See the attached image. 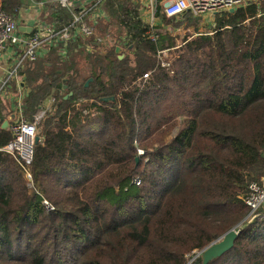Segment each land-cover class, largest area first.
Listing matches in <instances>:
<instances>
[{
    "label": "trees",
    "instance_id": "1",
    "mask_svg": "<svg viewBox=\"0 0 264 264\" xmlns=\"http://www.w3.org/2000/svg\"><path fill=\"white\" fill-rule=\"evenodd\" d=\"M35 1L59 27L72 21L58 0ZM27 2L0 10L18 17ZM102 7L109 20L67 60L23 68L24 115L47 109L27 170L2 149L14 110L0 97V264H186L239 224L208 264H264V215L249 222L246 203L264 178V0L217 13L181 43L177 28L199 21L191 13L170 18L160 5L152 24L134 0Z\"/></svg>",
    "mask_w": 264,
    "mask_h": 264
},
{
    "label": "built area",
    "instance_id": "2",
    "mask_svg": "<svg viewBox=\"0 0 264 264\" xmlns=\"http://www.w3.org/2000/svg\"><path fill=\"white\" fill-rule=\"evenodd\" d=\"M29 1L38 8L44 7L43 1ZM58 1L72 15V21L63 27H59L57 23L44 17L36 19L30 25L23 24L21 18H15L4 10H0V97L12 100L14 104V114L11 117L14 120L12 123L14 138L2 149L15 156L26 170L34 157L38 123L46 114L47 109L42 107L33 120H28L24 115V99L27 93L23 68L26 64L46 57L51 52L57 53L62 61L66 60L70 55L72 44L79 38L93 36L95 27L108 17L102 7L104 0ZM145 1L147 10L152 13L151 23L154 24L153 17L160 5L167 17L179 18L185 13H191L192 16L221 14L258 0ZM19 25L31 26L33 30L30 34L21 33ZM44 32H49V34L45 35ZM87 49L92 50V47L88 46ZM4 59L8 62L6 66H4ZM163 64L165 65V62ZM140 153L143 154V151L140 150ZM27 178L32 180L30 172H27ZM246 203L251 209L252 218L262 209L264 211V178L261 183L252 182L250 184V193L246 198ZM44 204L47 210L53 209L48 201L45 200Z\"/></svg>",
    "mask_w": 264,
    "mask_h": 264
},
{
    "label": "rangeland",
    "instance_id": "3",
    "mask_svg": "<svg viewBox=\"0 0 264 264\" xmlns=\"http://www.w3.org/2000/svg\"><path fill=\"white\" fill-rule=\"evenodd\" d=\"M258 1H260V0H258ZM134 2H135V4H139V11H140V14L142 15V17H144L147 21L151 22L152 21V13L150 11H148L147 8L146 9L143 8L144 6L142 5L143 2H146V1L145 0H134ZM214 16H215V14L199 15V16H194V17H196V19H199V21H197V23H189L187 21L183 22V24H181L176 30V34L179 36L178 42L181 43L183 37H185L186 35L194 34L196 36L197 33L211 31L212 30V26L215 23V17ZM180 17H182V16H180ZM183 17L180 18V19L182 20ZM157 20L159 21V19H157ZM167 26L169 28V25H167ZM113 31H114L115 34H118V32L116 31V28H113ZM120 56H123V55L121 54ZM170 56H171V54L168 51H165L163 53L162 57L167 60L168 58H170ZM77 58H79L78 67L80 66V71L82 73V76L85 77L87 75L88 68L83 63V61H82L83 59H80L81 58L80 54H77ZM165 65H168V63L165 62ZM83 77H81V79ZM46 106L48 107V104H45V107ZM9 119H11V118H8V120ZM140 150H142V149H139V153H140ZM250 215H251V218H250L249 222H251L255 218H258L259 216H263L264 212L260 211L259 214H256L253 218H252V214L251 213H250ZM239 225H237V228L239 227ZM223 237H224V235L221 236L219 239L215 240L216 242L215 241H213V242H215V243L220 242V241L223 240ZM205 248H203L202 250H199V249L198 250H194V251L188 253L187 254V263L186 264H195V262L199 258L202 259V264H203V261L206 258L205 257L206 256L205 251L208 249V248L207 249H205Z\"/></svg>",
    "mask_w": 264,
    "mask_h": 264
},
{
    "label": "water",
    "instance_id": "4",
    "mask_svg": "<svg viewBox=\"0 0 264 264\" xmlns=\"http://www.w3.org/2000/svg\"><path fill=\"white\" fill-rule=\"evenodd\" d=\"M234 9H231L230 11H233ZM19 30L23 33L26 34H30L33 30V28L31 26H20ZM45 35H48L49 32H44ZM122 50V48L120 46L117 47L116 51L117 53H120ZM123 57V56H121ZM90 81H92V78H90L87 82H86V86L89 85ZM65 88L67 89V85H65ZM69 95H72V92H69L66 96L65 99H67L69 97ZM9 126V121L5 120L2 127H8ZM39 140V137H36V142ZM139 160V159H138ZM239 230L237 229V226L233 227L232 229H230L228 232H226L224 234L223 240L220 242H213L210 245H208L205 249H207L205 251L206 253V258L203 261V264H208L211 260H213L214 258H217L221 255H223L225 252H227L228 250H230L233 245H234V241L236 239V237L238 236Z\"/></svg>",
    "mask_w": 264,
    "mask_h": 264
},
{
    "label": "crops",
    "instance_id": "5",
    "mask_svg": "<svg viewBox=\"0 0 264 264\" xmlns=\"http://www.w3.org/2000/svg\"><path fill=\"white\" fill-rule=\"evenodd\" d=\"M28 2L26 3L27 5H25L24 6V8H22L21 10H20V13H19V18H21V20L24 22L23 24H28V25H30V24H32L36 19H38V18H40V17H44V18H46L47 20H49L48 19V16L44 13V7H37V5H35V4H33L31 1H29V0H27ZM145 3L146 2H143V8H145L146 9V5H145ZM216 15V14H215ZM215 17V16H214ZM109 19H108V17L106 18V19H103V21L104 22H106V21H108ZM49 21H51V20H49ZM51 22H53L54 23V21H51ZM25 26H27V25H25ZM84 39H86V38H83V40ZM88 47V46H87ZM86 47V48H87ZM80 48H83V46H81V47H78V49H80ZM78 49H77V51H78ZM52 54H54V56H56V57H58V54L57 53H54V52H51L49 55H47L46 57H41L39 60H41V59H45V58H50V57H54V56H51ZM68 59V58H67ZM66 59V60H67ZM65 61V60H64ZM3 62H4V66H6L7 65V60L6 59H4L3 60ZM24 70L25 69H23V71H22V73L24 72ZM3 72V71H2ZM24 75H25V73H23ZM24 83H25V89H26V93H28L29 91H30V89L28 88V86H27V83H26V75H25V79H24ZM11 102L13 103V101L11 100ZM11 107H12V109L14 108V104L12 105L11 104Z\"/></svg>",
    "mask_w": 264,
    "mask_h": 264
},
{
    "label": "bare ground",
    "instance_id": "6",
    "mask_svg": "<svg viewBox=\"0 0 264 264\" xmlns=\"http://www.w3.org/2000/svg\"><path fill=\"white\" fill-rule=\"evenodd\" d=\"M161 6H162V5H161ZM15 18H19V16H18V17H15ZM153 18H154V22H155V21H156V18H157V17H156V14L154 15ZM20 26H25V25H19V27H20ZM19 31H20V30H19ZM20 32H21V31H20ZM21 33H23V32H21ZM25 34H26V33H25Z\"/></svg>",
    "mask_w": 264,
    "mask_h": 264
}]
</instances>
